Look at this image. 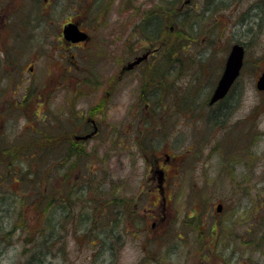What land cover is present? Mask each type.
Segmentation results:
<instances>
[{
	"label": "rangeland",
	"instance_id": "rangeland-1",
	"mask_svg": "<svg viewBox=\"0 0 264 264\" xmlns=\"http://www.w3.org/2000/svg\"><path fill=\"white\" fill-rule=\"evenodd\" d=\"M171 5L180 7V31L172 40L184 45L176 63L170 55ZM155 6L164 8L162 26L154 19ZM99 13L105 27L96 19ZM75 18L84 28L91 19L89 27L110 28L99 42L101 54L53 49L65 47L60 29ZM123 34L131 42H116ZM233 43L245 47L241 74L228 98L209 107ZM154 48L157 52L122 81V106L111 122L134 111L131 107H158L165 123L155 135V154L144 158L127 136L122 145L116 138L103 151L105 161L75 162V185L85 186L90 177L92 183L90 194L86 188L81 192L89 202L74 207L69 218H55L54 162L18 159L19 147L4 149L36 136L34 121L41 116L17 110L14 100L2 102L24 94L34 100L37 93H0V152L8 153L0 158V264H264V92L255 88L264 71V0H0V75L15 64L65 74L61 58L75 52L77 73L86 71L94 93L102 75ZM38 49L49 54L35 62ZM148 69L149 76H142ZM162 74L167 93L159 87L151 102L141 90ZM208 113L214 125L207 123ZM46 123L51 125L50 119ZM162 146L184 160L180 175L165 188V207L146 172ZM108 199L117 201L120 214H112ZM35 209L46 210L42 216Z\"/></svg>",
	"mask_w": 264,
	"mask_h": 264
},
{
	"label": "flooded vegetation",
	"instance_id": "flooded-vegetation-1",
	"mask_svg": "<svg viewBox=\"0 0 264 264\" xmlns=\"http://www.w3.org/2000/svg\"><path fill=\"white\" fill-rule=\"evenodd\" d=\"M96 19L99 25L102 24L105 27V19L102 13H99ZM87 20L89 18L85 16L84 24L87 23L88 25ZM91 21L92 19L89 21V26ZM67 24L77 26L78 30L86 35V40L77 43L65 40L63 31ZM89 26L86 27L89 29L84 28L80 25L78 18L67 22L60 29V35L64 40L63 44L65 47L60 48L56 46L53 49H62L63 51L80 49L85 51L88 57L101 54V51L97 49L101 47L99 42L105 40L102 35L110 28L102 29L101 27ZM123 36L124 38L116 35V42H131L130 35L126 36L123 34ZM16 49L19 48L15 47L14 50L11 49L8 53H14ZM147 52H150V50L142 52L141 55ZM156 52H153L152 55ZM17 53L15 52V55ZM44 54L48 55L49 53L38 49L32 55L33 60L35 62L39 61ZM69 54L70 57L65 55L61 58L64 60V64L66 63L65 74L57 75L53 72L50 74L37 73L35 65L30 66L29 64L24 68L23 66L15 64L11 68L12 72L0 75V79L6 81L5 86H0V93H37L34 100H30L29 96L24 94L19 99L9 96L5 98L8 101L5 100L2 102L12 103L14 100L20 106L17 110L23 113L41 116L40 122L37 120L34 121L35 133L38 137L31 138L25 142H14L11 148L4 149H11L10 152H13V148L19 147L16 152L14 151L15 154L19 155L18 159L51 160L52 163L54 162L55 178L53 177V180H55L56 185H53V189H55L53 203L55 204V218L58 219H60V215L69 218L74 207L80 206L84 208L83 204L86 205L90 199L87 198V195L91 191L92 177L89 180L87 179L85 186L75 185L73 179L75 162L82 161L88 165L90 161H105L106 150L111 149L116 138L121 143L120 145H122L124 137L127 136V140L130 138V142L132 143L130 144L131 147L134 146L137 152H143L142 155L144 158H146L147 153L153 155L155 154L154 143H158L155 135H158V129L162 128L161 126L165 123L164 117L158 111L159 108L154 105L150 106L149 104H146L140 111H138V106L135 108L131 107L134 111L125 112L121 118L117 121L115 120L116 123L111 122V117L115 116L122 106V96L120 93L122 90V81L125 79V76L133 73L143 62H146L151 54L133 67L129 66V64L139 55L135 56L132 61L125 63V65L119 66V69L115 73L109 72L104 78H102L104 76L102 75L99 81V89L93 90L94 93H91V80L86 74V71L83 70L85 72L83 74L77 73L80 59L77 58L75 52H70ZM101 59L103 57L98 61L94 60L93 63L99 64L98 62ZM46 65L51 64L46 62ZM149 70L151 69L144 70L142 76L148 77ZM25 73L34 78L29 79ZM162 81H165L164 87L166 88L165 93H167L168 84H166L165 74H163ZM32 82H35V84L32 85ZM147 82L148 89H142L141 93L142 95L146 93L148 99L152 102L154 100V93H156V87L153 85V76ZM182 104L181 108H179L180 110L183 109L184 104ZM162 113L164 114L163 110ZM48 119H50L51 125L44 124ZM48 135H51V138H48ZM162 135L169 138L170 133L166 134L163 131ZM2 136V133H0V137ZM0 148L3 149L1 141ZM165 148H161V153L156 156L153 164L146 170L149 175L148 178L157 182L158 190H160L162 199L164 200L163 207L166 204L165 188L171 185L172 179L180 175L184 162L181 155V158H177L173 153L169 154L165 152ZM7 154L0 152V158L7 157ZM60 172L62 173L60 174ZM59 174L62 178H59ZM60 181L65 183V185H61L59 183ZM84 188L87 189V192L89 191L86 197L84 194H81ZM64 189L65 192H63ZM150 205L152 204L150 203Z\"/></svg>",
	"mask_w": 264,
	"mask_h": 264
},
{
	"label": "water",
	"instance_id": "water-1",
	"mask_svg": "<svg viewBox=\"0 0 264 264\" xmlns=\"http://www.w3.org/2000/svg\"><path fill=\"white\" fill-rule=\"evenodd\" d=\"M64 37L67 40H70L72 42H77V41H83L85 40V36L83 33H80L76 26L73 24H68L64 28ZM148 54H144L143 56H140L135 59L134 62L129 64V66H133L135 64H138L140 61L145 59ZM243 59V47L235 44L231 47L230 52L227 56L223 72L217 81V84L212 92V95L209 99V104L212 105L216 101L224 98V96L227 94L229 91L231 85L239 75L240 69L242 67V61ZM256 87L259 90H264V71L260 75ZM217 210L221 211V205L217 206Z\"/></svg>",
	"mask_w": 264,
	"mask_h": 264
},
{
	"label": "trees",
	"instance_id": "trees-1",
	"mask_svg": "<svg viewBox=\"0 0 264 264\" xmlns=\"http://www.w3.org/2000/svg\"><path fill=\"white\" fill-rule=\"evenodd\" d=\"M171 4H173V1L171 2ZM169 8V11H167L168 13H169V17H167V19H169V23H170V25L173 27V31H172V36H171V48H170V55H171V59H172V62L173 63H176V62H180V60H181V58H182V55H181V52L183 51V47H184V45H181V43L182 42H177L176 40H172L173 39V36L175 35V34H178V32L177 31H180L179 29H178V26H179V23H178V15H179V8L180 7H176V6H174V5H171V8L170 7H168ZM155 11H154V15H155V17H154V19H155V21L157 22V23H159V21H158V19H160V22L163 20V18L165 17V16H163V13L165 12L164 11V8H163V6H160V7H157V6H155ZM176 11V12H175ZM166 12V13H167ZM167 13V14H168ZM162 18V19H161ZM158 25H161L162 26V24H158ZM164 44H166V43H163V45ZM163 75V74H162ZM154 78V82H153V85H154V87H156V94H157V96H158V93H160L159 91H158V89L157 88H159V87H161V88H163L164 87V82L165 81H162L163 80V76H157L156 75V78L155 77H153ZM160 88V89H161ZM227 98H225L223 101H225ZM222 102V101H221ZM183 104H184V102H182ZM220 103V102H219ZM218 103V104H219ZM218 104H216V105H218ZM156 106H159V105H156ZM212 111H214V109L213 110H211L210 111V113L212 112ZM210 113H208V115L209 116H206V121H207V123H210V125H214L215 124V121L214 120H212L211 118H210ZM225 114H226V112H225ZM225 120V119H224ZM207 123H205V124H207ZM48 138H51V135H48L47 136ZM22 147H27V146H22ZM34 161V160H33ZM37 161V160H36ZM41 161V160H40ZM244 189V188H243ZM107 203V206L109 207V206H111L112 207V214L113 215H116V214H120V212L118 211V208L116 207V203H117V201L115 200V199H108V201L106 202ZM46 204H48V205H50V198H49V201L46 203ZM44 211L42 212L41 210H38V209H35V211L36 212H38V211H40L41 212V214H42V216L44 215V212H45V210L46 209H43ZM111 212V211H110ZM43 218V217H42ZM43 220H45V219H43ZM47 223H50L49 221H48V219H47ZM194 223H195V225H194V227L195 228H199V224H200V222H199V219L198 218H195V221H194ZM46 224V223H45ZM47 226V225H46ZM48 227V226H47ZM48 229H50V233H51V231H53V226L51 225V224H49V227H48ZM50 236V235H49ZM46 236H44V238H45ZM45 241V240H44ZM34 260H35V257L33 258ZM37 260V259H36Z\"/></svg>",
	"mask_w": 264,
	"mask_h": 264
}]
</instances>
